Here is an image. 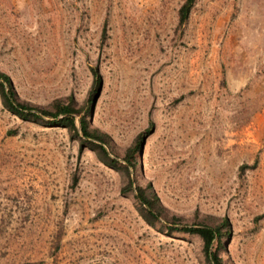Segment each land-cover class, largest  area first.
I'll return each instance as SVG.
<instances>
[{
	"label": "rangeland",
	"instance_id": "obj_1",
	"mask_svg": "<svg viewBox=\"0 0 264 264\" xmlns=\"http://www.w3.org/2000/svg\"><path fill=\"white\" fill-rule=\"evenodd\" d=\"M180 2L0 0V71L46 105L80 103L96 67L91 124L118 152L151 125L131 177L176 215L226 218V264H264V0H196L175 30ZM120 182L63 128L0 104V264H201L197 237L146 224Z\"/></svg>",
	"mask_w": 264,
	"mask_h": 264
},
{
	"label": "trees",
	"instance_id": "obj_2",
	"mask_svg": "<svg viewBox=\"0 0 264 264\" xmlns=\"http://www.w3.org/2000/svg\"><path fill=\"white\" fill-rule=\"evenodd\" d=\"M195 2L196 0H181L176 9L175 30H180L186 23ZM106 21L104 19L101 25V40L106 36ZM89 71L92 80L86 97L80 103L71 95H67L55 98L46 105L19 98L10 78L0 71V104L4 110L21 120L63 128L68 136L76 141L78 150H90L100 163L118 173L121 180L120 193L131 196L139 216L146 224L156 227L160 232L194 235L199 241L201 264H226L219 253V249L223 247V238L228 232L226 218L209 214L198 215L196 212L190 218L176 215L161 204L148 182L140 184L131 177L136 167V156L151 125L136 133L129 145L118 152L110 136L91 124L89 117L99 91L100 76L96 67H90ZM75 119L78 121V127ZM254 165L240 164L238 170L243 173ZM70 178V185H75L77 176L72 173ZM59 237L58 231L56 245Z\"/></svg>",
	"mask_w": 264,
	"mask_h": 264
},
{
	"label": "bare ground",
	"instance_id": "obj_3",
	"mask_svg": "<svg viewBox=\"0 0 264 264\" xmlns=\"http://www.w3.org/2000/svg\"><path fill=\"white\" fill-rule=\"evenodd\" d=\"M117 230L118 231L113 234V245L115 250L122 253L124 252L125 254L130 253L134 255L135 246L132 241L131 233L121 228H117Z\"/></svg>",
	"mask_w": 264,
	"mask_h": 264
},
{
	"label": "water",
	"instance_id": "obj_4",
	"mask_svg": "<svg viewBox=\"0 0 264 264\" xmlns=\"http://www.w3.org/2000/svg\"><path fill=\"white\" fill-rule=\"evenodd\" d=\"M75 124H76V126L78 127V121H77V119H75Z\"/></svg>",
	"mask_w": 264,
	"mask_h": 264
}]
</instances>
